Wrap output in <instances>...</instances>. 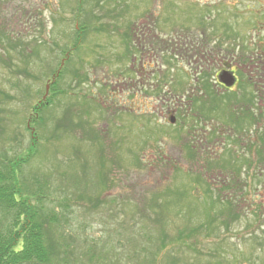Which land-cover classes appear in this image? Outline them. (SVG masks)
Returning <instances> with one entry per match:
<instances>
[{"label": "rangeland", "instance_id": "374dc122", "mask_svg": "<svg viewBox=\"0 0 264 264\" xmlns=\"http://www.w3.org/2000/svg\"><path fill=\"white\" fill-rule=\"evenodd\" d=\"M0 33V155L36 145L18 181L47 195L75 253L264 264V100L250 149L249 124L240 134L191 102L201 72L223 93L215 72L261 50L264 0H0ZM257 84L262 98L264 73ZM238 156L253 164L237 176ZM225 157L235 170L212 168Z\"/></svg>", "mask_w": 264, "mask_h": 264}, {"label": "trees", "instance_id": "16d2710c", "mask_svg": "<svg viewBox=\"0 0 264 264\" xmlns=\"http://www.w3.org/2000/svg\"><path fill=\"white\" fill-rule=\"evenodd\" d=\"M261 44L262 42H260V45ZM258 47L261 48L257 53L258 59L262 60L264 58V45H257L255 48L258 49ZM231 48L232 47H230L229 52L230 56H233ZM236 58L240 63L242 61L240 58L247 60V55L239 52ZM260 64L264 66V60H262ZM238 73H240V71H238ZM208 79L211 80V77L209 78L207 72H201L198 79L200 81L198 82L202 89V94L205 96L192 97L191 102L193 109L196 112L203 111L204 113L202 114L205 115L206 113L208 118L216 117L217 119H222L223 122L231 125L240 133L243 127L241 124L244 123L245 117L248 115L247 110L244 108V95L247 91L248 96H250L251 82H248V88L246 84L244 86L242 84H237L233 91L224 90L225 92L218 93L214 88V83ZM261 95L260 89V101L264 100V97L262 96L261 98ZM250 97H248L249 102ZM198 105L199 107H197ZM231 105L232 107L236 106L237 110L231 109ZM221 107L226 109L224 116H220L223 114ZM207 110L209 112H207ZM72 127L77 128L78 125L73 123L71 125V128ZM261 129L263 130L260 131L259 136L262 142L264 140V127ZM35 146L30 147L32 153L35 151ZM185 148L189 158H194L196 154L194 148H190L188 144L185 145ZM263 151V148L258 149L259 163H262L264 160ZM32 153L29 151V154L25 157L12 161H5V158L0 155V264H101V257L104 255V264H114L112 260L107 259L108 251L106 249L103 251L102 249H96L91 246L88 247L89 250L87 251L82 250L79 254L75 253V245H72L71 242L76 240V236L63 235L60 229L63 227L61 224V217L53 208L45 205L48 199L47 195L40 191V187L30 190L27 184L22 183L23 185H21L20 181H18L19 174H21V167L24 164L21 167L20 165L23 162L27 164L31 159ZM237 158V160L229 161L225 157L224 161L220 160L219 164H215L212 168L215 169L217 166L223 171L226 170V168L235 170L236 166L233 169V167L225 166L224 164L226 161H229V165H233L236 161L237 168L235 173L238 176L240 173L238 169L242 165H246L247 163L248 167L250 165L252 167L253 158H249V160L244 156H238ZM209 167H211V165ZM207 170L211 171L213 169L209 168ZM197 178L201 181L204 180L200 175H197L196 179ZM105 181H107V179ZM228 181L222 183L221 187L226 186L231 188L238 185L235 179L230 181V183H228ZM168 201L169 200H166V202ZM229 207L230 206H227L225 210L230 216L232 212L230 210L231 207ZM180 238L181 236H177L176 238L170 237V241H175ZM70 240L72 241L70 242ZM166 243L165 239H160V248L164 249ZM156 263L155 253H148V257L145 258V264Z\"/></svg>", "mask_w": 264, "mask_h": 264}, {"label": "flooded vegetation", "instance_id": "af4514ba", "mask_svg": "<svg viewBox=\"0 0 264 264\" xmlns=\"http://www.w3.org/2000/svg\"><path fill=\"white\" fill-rule=\"evenodd\" d=\"M242 61L237 64V65H233L232 68L226 70V69H219L218 71L215 72V82L218 86H221L224 90H233L232 88H234L237 84H242L243 86L246 84L247 88H248V82H251L250 85V96H248L247 91L245 92V103H244V108L247 110V116L245 117V121L244 123H247L251 126V138H249L248 142H250L248 145V147L251 148V146L253 145V143H256V136L259 134V131L257 132L258 134L256 136L253 137V131H257V127H258V123L260 122V120L258 119L259 115H262V110H261V114H260V110L258 109L259 106V88L257 84V77H261V75L264 73V66L261 65L260 63L262 62V60H264V58L262 60L258 59V55L255 54L253 57L248 58L247 60L240 58ZM260 62V63H259ZM241 69L240 73H237V70ZM239 71V70H238ZM223 74L226 75H230L231 77H234V82L231 86H227L225 85L222 81H221V76H223ZM241 92V90H240ZM243 96V94H242ZM250 97V102H249V98ZM243 127L240 130V134L242 133L243 129H244V125H242ZM264 127V126H263ZM248 137H250L249 135H247ZM249 148V149H250Z\"/></svg>", "mask_w": 264, "mask_h": 264}, {"label": "water", "instance_id": "95a60500", "mask_svg": "<svg viewBox=\"0 0 264 264\" xmlns=\"http://www.w3.org/2000/svg\"><path fill=\"white\" fill-rule=\"evenodd\" d=\"M221 81L227 85V86H231L234 82V77H231L230 75H226V74H223V76H221Z\"/></svg>", "mask_w": 264, "mask_h": 264}]
</instances>
